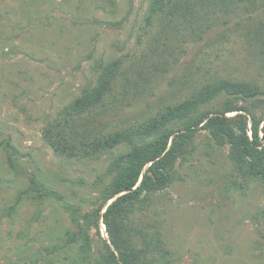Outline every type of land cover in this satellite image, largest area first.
Instances as JSON below:
<instances>
[{
	"label": "rangeland",
	"instance_id": "1",
	"mask_svg": "<svg viewBox=\"0 0 264 264\" xmlns=\"http://www.w3.org/2000/svg\"><path fill=\"white\" fill-rule=\"evenodd\" d=\"M173 3L174 17L148 24L150 0H0V264H94L108 240L105 225L101 236L89 231V263L79 258L81 242L64 248L66 229L77 231L70 208L80 216L98 206L112 160L129 146L70 159L44 139L47 124L95 86L106 65L121 61L114 91L80 117L99 137L140 126L220 79L264 89V0ZM192 145L136 224L160 232L173 264H264V186H240L228 147L207 131H196ZM32 177L64 200L28 197Z\"/></svg>",
	"mask_w": 264,
	"mask_h": 264
},
{
	"label": "trees",
	"instance_id": "2",
	"mask_svg": "<svg viewBox=\"0 0 264 264\" xmlns=\"http://www.w3.org/2000/svg\"><path fill=\"white\" fill-rule=\"evenodd\" d=\"M171 4L173 0H150L148 24L161 14L174 17L173 12L179 10L180 3L173 7ZM120 63L114 61L106 65L96 85L85 89L44 128L46 142L65 158H92L120 145L129 146L128 151L112 160L109 169L114 177L102 190L98 206L80 216L79 210L70 208L71 224L77 231L66 229L68 245L64 248L81 242L79 258L89 263L94 254L89 231L95 230L96 235L101 236V225H105L108 240L98 251L94 264H173L160 232L148 233L146 226L136 224L134 217L155 193L173 183L177 164L188 160L192 154V142L198 130L207 131L218 148L228 147L240 186L252 181L264 186V89L254 83L220 79L140 126L99 137L97 130L83 123L80 117L104 106L105 99L114 91ZM220 96H229L220 109L199 112ZM233 100L243 104L238 105ZM183 119L189 122L177 129L168 127ZM4 147L14 149L9 142ZM9 159L11 162V155ZM26 194L35 201L64 200L61 194L44 187L35 177L31 178ZM55 249V252L64 251L63 247ZM30 262L27 264H34Z\"/></svg>",
	"mask_w": 264,
	"mask_h": 264
},
{
	"label": "water",
	"instance_id": "3",
	"mask_svg": "<svg viewBox=\"0 0 264 264\" xmlns=\"http://www.w3.org/2000/svg\"><path fill=\"white\" fill-rule=\"evenodd\" d=\"M263 125H264V124H263ZM114 200H115V199H114ZM114 200L110 201V202L107 204V206H106L104 212L106 211L107 207H108V206H109ZM104 212H103V213H104Z\"/></svg>",
	"mask_w": 264,
	"mask_h": 264
}]
</instances>
